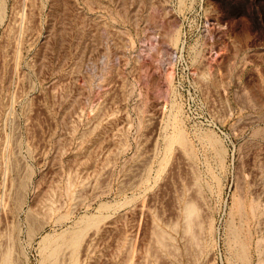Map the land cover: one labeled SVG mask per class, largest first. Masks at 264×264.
Masks as SVG:
<instances>
[{"label": "rangeland", "instance_id": "obj_1", "mask_svg": "<svg viewBox=\"0 0 264 264\" xmlns=\"http://www.w3.org/2000/svg\"><path fill=\"white\" fill-rule=\"evenodd\" d=\"M56 243L264 264V0H0V264Z\"/></svg>", "mask_w": 264, "mask_h": 264}, {"label": "bare ground", "instance_id": "obj_2", "mask_svg": "<svg viewBox=\"0 0 264 264\" xmlns=\"http://www.w3.org/2000/svg\"><path fill=\"white\" fill-rule=\"evenodd\" d=\"M178 135H179V134L175 135V136H177L176 139H177V140H182V137H181V136H178ZM183 138H184V136H183ZM172 139H173V138H172ZM174 139H175V138H174ZM172 141H173V140H172ZM183 142H184V141H183ZM183 142H182V143H183ZM185 142H186V141H185ZM185 142H184V144H186ZM182 143H181V144H182ZM185 208H186V209H185V211H186V216L188 215L189 217L192 216V215H194V214L196 213V211H197V209L195 208L194 205H188V206L185 207ZM188 216H187V217H188ZM189 219H190V218H189ZM85 223H86V222H85ZM87 223H88V222H87ZM188 227H189V226H188ZM63 235H64V234H63ZM63 235H61V239H62V240H65V241H62L63 243L60 242V243L63 245V248L65 247L64 244H66V245L71 244L72 246H74V245H78V243H79V241H80V239H81V237H82V233H81V232H74L73 234H70V235H71V236L69 235L70 238L66 236L67 234H66L65 236H63ZM47 239H48V237H45L43 240H47ZM67 239H69V240H67ZM59 240H60V239H59ZM66 240H67V241H66ZM57 245H58V244L56 243V246H57ZM62 245H61V246H60V245L57 246L56 249H55L56 246L54 245V246H55V247H54V246L52 245L53 248H54V250L52 249L53 252H51L52 250L49 251L50 254H51V255L49 254V255H50V258L56 260L57 256L59 257V255H60L59 251H61V247H62ZM69 246H70V245H69ZM242 246H244V245H242ZM66 247H67V246H66ZM49 248H50V247H49ZM51 248H52V247H51ZM51 248H50V249H51ZM63 248H62V249H63ZM240 249H241V248H240ZM241 250H242L243 253H244V249H241ZM6 255H7V256H6ZM6 255H5V258H3V259H4V260H3V264H10L11 262H10V260H9V255H8V254H6ZM245 255H246V254H245ZM245 255L243 254L244 257H245ZM48 257H49V256H48ZM240 257H241V256H240ZM72 258H74V255H73V257H71V260H72ZM48 259H49V258H48ZM75 259H77V258H75ZM75 259H74V260H75ZM244 259H245V258H244ZM50 260H51V259H50ZM50 260H49V261H50ZM54 260H53V261H54ZM245 260H246V259H245ZM53 261H52V262H53ZM57 261H58V258H57L56 261H54V263L57 264ZM70 262H71V261H70ZM74 262H75V261L72 260V264H75ZM77 262H78V260H76V263H77ZM50 264H51V262H50ZM52 264H53V263H52ZM77 264H78V263H77Z\"/></svg>", "mask_w": 264, "mask_h": 264}]
</instances>
